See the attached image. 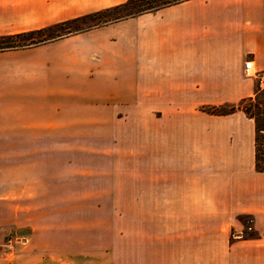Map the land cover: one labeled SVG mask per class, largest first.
I'll use <instances>...</instances> for the list:
<instances>
[{"label": "crops", "instance_id": "1", "mask_svg": "<svg viewBox=\"0 0 264 264\" xmlns=\"http://www.w3.org/2000/svg\"><path fill=\"white\" fill-rule=\"evenodd\" d=\"M124 1L0 0V35ZM247 59L264 71V0H182L1 50L0 264H264L253 120L202 109L254 95Z\"/></svg>", "mask_w": 264, "mask_h": 264}, {"label": "trees", "instance_id": "2", "mask_svg": "<svg viewBox=\"0 0 264 264\" xmlns=\"http://www.w3.org/2000/svg\"><path fill=\"white\" fill-rule=\"evenodd\" d=\"M178 1L182 0H125L121 4L48 26L24 32L2 34L0 35V51L35 45L65 34L88 30L142 12L154 11ZM76 22L83 24L72 26ZM59 28H62V31H59ZM202 109L211 114H227L240 109L245 115L252 118L254 123V169L264 171V93H254L252 97L244 98L237 104L207 106Z\"/></svg>", "mask_w": 264, "mask_h": 264}, {"label": "built area", "instance_id": "3", "mask_svg": "<svg viewBox=\"0 0 264 264\" xmlns=\"http://www.w3.org/2000/svg\"><path fill=\"white\" fill-rule=\"evenodd\" d=\"M244 74L246 76H251L255 80V93L263 92L264 93V71H253L252 64L249 59L244 60L243 62ZM252 218L250 216L246 217L243 220V233H249L252 230ZM4 245L7 248H10L11 238L7 236L4 240Z\"/></svg>", "mask_w": 264, "mask_h": 264}, {"label": "rangeland", "instance_id": "4", "mask_svg": "<svg viewBox=\"0 0 264 264\" xmlns=\"http://www.w3.org/2000/svg\"><path fill=\"white\" fill-rule=\"evenodd\" d=\"M108 14H110V13H108ZM78 24L82 25L83 23L81 24L80 22H76L72 26L75 27V25H78ZM58 30L62 31V28H59ZM99 141H101V140H99ZM103 141H105V143H106V140H103ZM123 205L124 204H117V208H116V210H117V219H116L117 226H123V217H122ZM246 234H248V233H246Z\"/></svg>", "mask_w": 264, "mask_h": 264}]
</instances>
